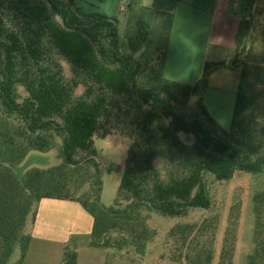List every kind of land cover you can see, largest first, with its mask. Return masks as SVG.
I'll use <instances>...</instances> for the list:
<instances>
[{"label": "trees", "instance_id": "obj_1", "mask_svg": "<svg viewBox=\"0 0 264 264\" xmlns=\"http://www.w3.org/2000/svg\"><path fill=\"white\" fill-rule=\"evenodd\" d=\"M127 5L136 17L122 31L78 0H0V264H24L44 198L79 202L94 219L89 246L126 264H143L160 231L171 264H212L221 222L212 184L264 173V0L237 30L243 60L228 130L204 100L219 64L207 62L194 84L166 78L172 14ZM112 134L130 143L117 198L104 207L94 141ZM54 152V164L34 165ZM241 207L229 209L218 264L234 262ZM195 208L208 215L188 221ZM254 213L248 264H264V192ZM160 217L179 220L163 228ZM60 264H77L73 239Z\"/></svg>", "mask_w": 264, "mask_h": 264}, {"label": "crops", "instance_id": "obj_2", "mask_svg": "<svg viewBox=\"0 0 264 264\" xmlns=\"http://www.w3.org/2000/svg\"><path fill=\"white\" fill-rule=\"evenodd\" d=\"M125 1L78 0V3L85 14L99 13L118 20L121 11L126 10ZM141 3L172 14L164 66L166 78L194 84L207 62L219 64L210 76L204 100L211 115L228 130L238 85L230 72L238 58L236 34L240 22L248 19L259 0H141ZM93 224L92 215L77 201L42 199L24 264H60L72 239L77 264H126L120 254L89 246L87 240Z\"/></svg>", "mask_w": 264, "mask_h": 264}, {"label": "rangeland", "instance_id": "obj_3", "mask_svg": "<svg viewBox=\"0 0 264 264\" xmlns=\"http://www.w3.org/2000/svg\"><path fill=\"white\" fill-rule=\"evenodd\" d=\"M123 8L126 10L121 11L118 18L120 29L122 31H124L126 25L124 20L126 21L129 17H131L132 21L135 20L136 17V14L129 12L127 1L124 2ZM142 16L143 19H145L147 15L142 14ZM261 18L263 23L261 27V36H263L264 13ZM159 34L160 30L157 29L155 36H158ZM237 65L238 64H236V66ZM230 72L231 76H233V78L238 81L240 75V68L234 66ZM129 143L130 140L128 137L116 134L108 135L105 138H96L94 141L96 157L101 163L102 190L100 202L104 207L112 206L117 198L119 184L123 175V166L128 156ZM39 156H41L42 160H39L37 162L33 161L36 162L34 165L47 167L56 162L55 152ZM211 191L215 200V211L221 214V222L219 225L217 241L214 248V261L212 264H218L222 246V238L224 235L225 228L227 226L228 212L230 207L235 203V201H240L242 207L237 238V248L233 264H248L249 255L252 253L255 247L254 233L256 218L254 213V196L257 193L264 192V173L238 174L231 181L221 184L213 183ZM206 215H208V213H204L199 209L195 208L191 210L188 221L195 222ZM157 220L161 221L160 223H163V228H165L167 226L175 224L176 222H178L179 219L171 217H160L157 218ZM164 244L165 235L163 231H160L157 237L150 244L148 253L145 255V261L143 262V264H171L168 260H166L167 258L163 257V254H165V251L163 249ZM18 256L19 251L16 250L13 254L12 261Z\"/></svg>", "mask_w": 264, "mask_h": 264}, {"label": "water", "instance_id": "obj_4", "mask_svg": "<svg viewBox=\"0 0 264 264\" xmlns=\"http://www.w3.org/2000/svg\"><path fill=\"white\" fill-rule=\"evenodd\" d=\"M242 60H243V56L240 55V56L237 58V60H235V61L233 62V65L240 64V63L242 62ZM95 158H97V157L95 156ZM97 159H98V158H97Z\"/></svg>", "mask_w": 264, "mask_h": 264}, {"label": "built area", "instance_id": "obj_5", "mask_svg": "<svg viewBox=\"0 0 264 264\" xmlns=\"http://www.w3.org/2000/svg\"><path fill=\"white\" fill-rule=\"evenodd\" d=\"M123 10V9H122Z\"/></svg>", "mask_w": 264, "mask_h": 264}]
</instances>
